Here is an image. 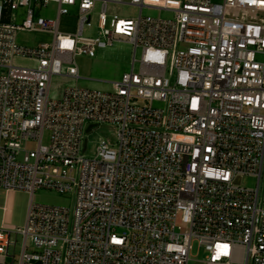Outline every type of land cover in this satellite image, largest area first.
Instances as JSON below:
<instances>
[{"label": "built area", "instance_id": "obj_1", "mask_svg": "<svg viewBox=\"0 0 264 264\" xmlns=\"http://www.w3.org/2000/svg\"><path fill=\"white\" fill-rule=\"evenodd\" d=\"M50 4L56 18L37 16ZM122 5L139 15L108 13ZM75 7L76 32L61 31ZM20 33L51 41L26 48ZM118 42L131 70L80 87L77 59ZM53 77L74 81L59 100ZM100 125L116 142L89 157ZM0 190L29 195L24 227L0 228V264H189L194 242L192 262L264 264V0H0ZM38 190L72 203L36 204Z\"/></svg>", "mask_w": 264, "mask_h": 264}, {"label": "rangeland", "instance_id": "obj_2", "mask_svg": "<svg viewBox=\"0 0 264 264\" xmlns=\"http://www.w3.org/2000/svg\"><path fill=\"white\" fill-rule=\"evenodd\" d=\"M222 0H213L215 3H220ZM99 6L96 7L92 16V28L85 29V36H96L97 31V19L99 13ZM109 14H117L122 18H136L139 15V9L133 6H110L108 10ZM17 17L14 20V24L21 25L25 20V13L22 10L17 11ZM77 7L71 8L69 15L61 19L60 30L68 33L76 32V17ZM57 15V6L50 4L46 9L40 10L37 16H41L48 19H54ZM143 15H149L157 17L160 15L158 10L145 9ZM162 17H167L165 14H161ZM17 41L20 45L26 48H34L41 43H48L51 41V36L44 33H20ZM134 56V48L132 45L125 42L114 43L112 46L99 49L96 51L94 58L80 57L77 59V65L82 79L78 82V85L83 88L96 89V90H110L112 88L111 82L120 80L122 75L131 70L132 61ZM137 58H140V51H138ZM13 65L16 67H34L36 64L30 59L23 57H15L13 59ZM138 68V65H137ZM87 80V81H86ZM94 81V82H89ZM74 81L69 78L53 77L50 89V95L52 99L59 100L62 96L65 88L73 86ZM154 108H163L162 103H153ZM116 135L115 129L109 125H100L98 129L93 131L89 137V146L87 155L92 156V150L98 143L99 139L106 140L114 144ZM48 143V135H45L44 144ZM27 147L29 149L35 148L34 142H29ZM241 184L248 188H255L257 181L254 179H243ZM29 200V197H28ZM34 202L42 205H58L69 206L72 203L70 196H62L55 192L47 190H38L34 194ZM1 220V217H0ZM25 224L17 226V228H23ZM19 244L21 237L18 238ZM19 247L16 251V261L18 260ZM205 256V253L198 248L196 242L193 243L191 250V260L201 261ZM190 262L189 264H200L197 262ZM5 264H12L11 259H7Z\"/></svg>", "mask_w": 264, "mask_h": 264}, {"label": "crops", "instance_id": "obj_3", "mask_svg": "<svg viewBox=\"0 0 264 264\" xmlns=\"http://www.w3.org/2000/svg\"><path fill=\"white\" fill-rule=\"evenodd\" d=\"M28 197L29 195L24 192L0 190V228L16 229L17 226L25 224L29 206Z\"/></svg>", "mask_w": 264, "mask_h": 264}, {"label": "water", "instance_id": "obj_4", "mask_svg": "<svg viewBox=\"0 0 264 264\" xmlns=\"http://www.w3.org/2000/svg\"><path fill=\"white\" fill-rule=\"evenodd\" d=\"M90 129H91V127H90ZM90 129H89V130H90Z\"/></svg>", "mask_w": 264, "mask_h": 264}]
</instances>
